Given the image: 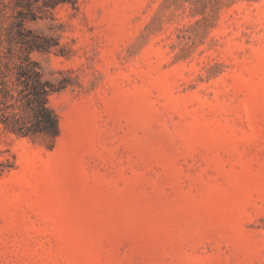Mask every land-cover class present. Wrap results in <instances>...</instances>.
Returning a JSON list of instances; mask_svg holds the SVG:
<instances>
[{
    "label": "rangeland",
    "instance_id": "1",
    "mask_svg": "<svg viewBox=\"0 0 264 264\" xmlns=\"http://www.w3.org/2000/svg\"><path fill=\"white\" fill-rule=\"evenodd\" d=\"M35 11L61 132L0 131V264H264V0Z\"/></svg>",
    "mask_w": 264,
    "mask_h": 264
},
{
    "label": "trees",
    "instance_id": "2",
    "mask_svg": "<svg viewBox=\"0 0 264 264\" xmlns=\"http://www.w3.org/2000/svg\"><path fill=\"white\" fill-rule=\"evenodd\" d=\"M35 1L15 0L16 11L7 35L0 31V131L24 137L45 134L56 140L61 128L49 98L59 86L45 76L41 63L33 56L45 46L27 27V22L36 18ZM77 1L46 0L52 6ZM5 6L0 0V24Z\"/></svg>",
    "mask_w": 264,
    "mask_h": 264
}]
</instances>
